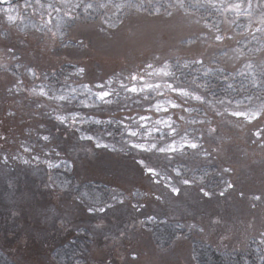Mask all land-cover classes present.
Returning <instances> with one entry per match:
<instances>
[{"label": "rangeland", "instance_id": "obj_1", "mask_svg": "<svg viewBox=\"0 0 264 264\" xmlns=\"http://www.w3.org/2000/svg\"><path fill=\"white\" fill-rule=\"evenodd\" d=\"M47 4L62 9L59 29ZM70 8L0 0V254L56 264L55 249L83 231L84 264H196V242L264 264V0ZM198 64L195 80L181 73ZM106 102L119 141L96 131ZM71 181L100 187L80 198ZM160 225L176 231L170 243L154 241Z\"/></svg>", "mask_w": 264, "mask_h": 264}, {"label": "trees", "instance_id": "obj_2", "mask_svg": "<svg viewBox=\"0 0 264 264\" xmlns=\"http://www.w3.org/2000/svg\"><path fill=\"white\" fill-rule=\"evenodd\" d=\"M176 63H180L183 60H175ZM72 69V66H62L59 70H57L56 72L52 73L48 80L50 83H56L58 81H61V79L64 77L63 73H69L70 70ZM203 71H206L203 67H200V64H198V68L191 69L189 67L186 66V70L185 69H181V73L184 75H188V77H192L195 80V77L198 76L199 74H201ZM205 76H208V72H204L203 73ZM212 77L208 76V83L210 85L209 88L206 89V91L209 92V95H218L217 92H219L218 90L221 89V84L220 85H216V81L211 80ZM185 85V84H184ZM112 107L111 103L106 102L103 103L102 107L101 104L98 107V112H96V117L97 118H102L105 121H102V124L98 125V127L96 128L98 131V133H100L99 130L102 131H107L105 132L107 135H109L110 132V137L108 139H114L116 141H119L120 137L124 136V132L123 130L120 129V126L118 124V118L116 116H114V113L112 114H103L106 111V108H104L105 105H108ZM92 112V111H91ZM115 113L117 112V110L114 111ZM122 133V134H121ZM140 139H142L143 143H146V141L144 140L145 138L140 136ZM157 139H161V138H157ZM205 168L201 167V168H196L195 172H192L193 174H195L196 176L200 177L201 179H204L205 177H203L205 175ZM69 180V179H68ZM68 189L72 190V193H74L75 195H77L78 197H82L84 195H87L89 197H92V194H97V190L99 189L98 187L99 184L96 183H88V184H81L78 185L77 183H75L74 181L69 182L68 184ZM80 197V198H81ZM161 227L163 226H157L153 231H151L152 237L154 239V241H158L161 240V237H164V241L167 243H170L172 241V239L175 237L174 235V229L172 228L171 233L168 234L166 232H164L163 230L161 231ZM166 229H168L167 227H165ZM86 234V233H85ZM176 234V231H175ZM167 236V237H166ZM86 242H88L87 237L84 235V232L82 231L81 233L77 234L75 237H73L72 239L69 240L68 243L59 246L55 249V251L52 253V257L55 260L56 264H84L86 259ZM192 254H193V259L195 261L196 264H247L244 263V260L248 259L251 257L252 259H255L256 256L254 255V253L252 252H227V251H221L218 249H213L211 247H209L208 245H202L199 242L193 243L192 245ZM5 257L0 254V260L3 262V264H10L8 263L5 259ZM249 260V259H248Z\"/></svg>", "mask_w": 264, "mask_h": 264}, {"label": "snow or ice", "instance_id": "obj_3", "mask_svg": "<svg viewBox=\"0 0 264 264\" xmlns=\"http://www.w3.org/2000/svg\"><path fill=\"white\" fill-rule=\"evenodd\" d=\"M64 2L70 3L72 5V8H70L68 10V12L66 13V15L68 17H71V11H72V9L79 8L80 7L81 0H64ZM91 7H92L91 4H87V5H85L84 10L87 11ZM41 8H43L44 11L47 13V23L48 24H52L53 20H55L56 21V27H57V29H59L62 26L63 22H64V18L60 15L62 9L61 8H55V9H53L51 4L41 5ZM53 12L56 13L55 16L53 15ZM134 79H135V77H134ZM129 91L135 92L136 89L133 87V88H130ZM108 95H109V93H107V92L100 93V96L101 97H106ZM197 99H198V97H197ZM171 106L172 107H176V105H174V104L171 105ZM164 111H167V109H164ZM233 114L234 115H240V113H233ZM141 119L144 120V119H147V118L146 117H141ZM157 123H161V122L160 121H157ZM129 134L130 135H135L136 133L130 132ZM88 139H91V137H88ZM96 146L97 147H107V145H100V144H97ZM183 146L184 147H187L188 145H183ZM132 147H137V148L143 149L144 146L143 145H135L134 144V145H132ZM191 147L195 148L196 145L193 144V145H191ZM162 151H163V149H162ZM229 186L231 187V185H229ZM173 191H174V194H178V191L177 190H173Z\"/></svg>", "mask_w": 264, "mask_h": 264}]
</instances>
